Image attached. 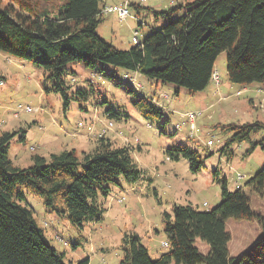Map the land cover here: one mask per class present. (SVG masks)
<instances>
[{
  "label": "trees",
  "instance_id": "trees-1",
  "mask_svg": "<svg viewBox=\"0 0 264 264\" xmlns=\"http://www.w3.org/2000/svg\"><path fill=\"white\" fill-rule=\"evenodd\" d=\"M134 6L139 7L132 4L131 9ZM104 7L102 0H64L57 16L51 17L48 13H18L13 6L1 9L0 0V52L44 70L53 83L47 92L59 93L66 110L72 101L89 102L92 97L96 107L109 106L104 115L118 122L127 118L111 105L107 93L98 90L95 81L90 80L87 87L66 82L71 66L97 70L100 78L115 86L123 84L126 74L133 77L131 73H136L150 83L175 86L176 95L181 88L194 94L213 83L217 59L226 53L231 83L264 86V0H196L160 11L143 8L154 14L158 25L128 50L117 49L98 34L106 16L102 14ZM179 10L184 14L177 18ZM138 21L141 26V18ZM142 90L137 91L132 83L128 87L133 105L145 117H163L165 108ZM221 127L226 136L231 135L221 156L232 158L230 145L251 142L253 135L264 130V123ZM26 135L24 129L0 135V264H67L65 253L52 245L38 224L29 197L40 198L47 213L81 231L87 224L102 220L107 212L104 200L111 195L112 186L119 185L120 179L137 184L144 171L133 158L132 148L115 146L108 137L100 138L96 148L82 156L75 149L49 157L34 154L33 165L20 168L9 154L15 141L26 142ZM206 146L214 155L213 146ZM257 146L264 149L262 142L253 143L252 149ZM167 157L186 159L193 173L204 165L196 150L182 144L168 148ZM244 188L264 195V168L235 191L229 190L224 179L220 203L214 208L173 205L171 213L164 214L169 247L158 259L151 257L137 234H125L119 264H264V217L253 211ZM230 219L258 221L263 230L262 236L238 256L229 251L231 235L226 224ZM197 240L209 247L208 252H201ZM80 243L71 244L76 249ZM75 264H90V258Z\"/></svg>",
  "mask_w": 264,
  "mask_h": 264
},
{
  "label": "rangeland",
  "instance_id": "rangeland-1",
  "mask_svg": "<svg viewBox=\"0 0 264 264\" xmlns=\"http://www.w3.org/2000/svg\"><path fill=\"white\" fill-rule=\"evenodd\" d=\"M168 1H173V6L169 8H174L196 0ZM63 2L64 0H1V9L13 6L18 13H48L51 17H56ZM104 3L113 4L112 0H102V5ZM139 3V0H133V4ZM147 5L148 3L143 8H147ZM142 10H131L135 18H141V26L136 19L120 21L117 16L110 15L104 17L98 34L119 50L130 49L135 32H139V37L144 40L151 34L150 28L158 25L153 13L149 15L146 10ZM181 10L177 11L175 17L184 14ZM215 70L221 78L218 91L211 84L206 90L194 94L181 88V92L176 95V87L166 85L170 88L158 91V94L169 96V99L162 101L165 115L145 117L133 105V97L127 93L132 83L130 74L125 75L121 71L126 80L122 85L115 86L107 79L100 78L97 70L86 69L83 65L69 68L65 76L68 84L87 87L90 80L95 81L98 90L107 93L111 105L124 113L128 122L121 130L131 140V146H125L120 138L116 144L113 143L115 146L135 148L132 156L143 169L144 178L137 184L120 179V184L112 186L111 195L104 200L107 212L102 220L87 224L81 231L66 220H58L47 213L40 198L29 197L38 224L45 229L52 245L59 252L65 253L67 264H75L85 258H90V264H119L122 258V238L125 234L132 233L141 238L151 257L158 259L168 250L163 246L167 242L164 214L171 213L173 205L193 204L199 210L214 208L220 203L224 179L228 182L229 190L235 191L237 186L243 187L247 180L264 168V149L262 146L252 149L253 143L262 142L264 146V130L253 135L251 142L231 144L228 150L233 153L232 158L226 154L221 156L222 148L231 137L222 132L221 125L257 121L264 123L263 85L231 83L227 76L226 53L218 57ZM47 77L44 70L31 62L0 52V122H3L0 135L3 132L26 130V142L22 144L15 141L9 154L13 164L20 168L32 166L34 154L49 157L50 152L59 154L67 145L69 148L77 147L78 155L82 156V149L92 152L98 140L104 138L98 135L103 126H96L93 115L96 111L97 123L103 124L107 119L104 113L109 106L96 107L91 97L89 102L72 101L66 110L59 93L47 92L53 84ZM137 78L143 84L142 92L148 94L150 86L147 80L138 75ZM239 91L241 96H237ZM161 95H158V99ZM24 108H31L32 112ZM15 112L19 113L18 116H15ZM189 112L200 114L196 121L195 138H190L191 127L186 118L182 117ZM91 125L92 133L88 134V127ZM109 135L114 139L117 137L113 132H109L107 137ZM136 139L140 141L139 144L135 143ZM211 141L214 155H211L206 146ZM180 144L199 153L204 162L199 172L193 173L186 159L176 161L167 157V149ZM215 171H218L217 176L214 175ZM239 175H243L240 180ZM244 189L251 199L253 211L264 217V195ZM226 227L231 235L229 251L232 256L248 250L263 234L258 221L230 219ZM78 240L81 243L75 249L71 243ZM196 245L202 253L209 250L201 240H197Z\"/></svg>",
  "mask_w": 264,
  "mask_h": 264
},
{
  "label": "built area",
  "instance_id": "built-area-1",
  "mask_svg": "<svg viewBox=\"0 0 264 264\" xmlns=\"http://www.w3.org/2000/svg\"><path fill=\"white\" fill-rule=\"evenodd\" d=\"M145 0H142V2H144ZM133 0H126L123 3H120L118 5H114V6H106L103 8L102 10V14L103 15H110V14H115L117 15V17L119 18L120 21H125L127 18H132V11H131V6ZM134 44H139L140 40H139V34L138 32L134 33L133 39H132ZM136 74L131 78L132 81V85L134 86V88L139 91L143 88V84L141 82L138 81ZM212 80L216 83L219 84V80H220V76L219 73L217 71H215L213 73L212 76ZM3 82H1L2 84ZM237 95H241V92H238ZM169 99V96H167L166 94H162L160 96V99L156 100V102L160 105L163 106L162 101ZM164 107V106H163ZM23 109H21L22 111ZM24 110L27 111H31V108H24ZM18 112H15V116H18ZM200 116V114L194 113V112H189V113H185L184 115H182L183 118H186V122L190 125L191 127V131L189 132V136L190 138H195L196 135V121L197 118ZM82 123L79 124V126L81 127ZM3 126V122H0V127ZM109 132H113L117 135L118 138H120L121 140L124 141V145L125 146H131V140L124 134V132L121 129H118V126L116 124V122L112 119H106L103 123V127L100 131V133L98 134L99 136H104L107 137V134ZM135 143L139 144L140 141L138 139L135 140ZM208 146H213V142H209L207 144ZM241 178H243L242 175H239L238 179L240 180ZM237 189L240 188V186L236 187ZM206 205V204H205ZM167 247V245H165Z\"/></svg>",
  "mask_w": 264,
  "mask_h": 264
},
{
  "label": "crops",
  "instance_id": "crops-1",
  "mask_svg": "<svg viewBox=\"0 0 264 264\" xmlns=\"http://www.w3.org/2000/svg\"><path fill=\"white\" fill-rule=\"evenodd\" d=\"M124 0H112V3L113 4H118V3H121V2H123ZM176 1H178V0H176ZM139 7H137V6H134L133 8L134 9H136V8H138L139 9V11H143L142 9H143V7H145V4H147L148 3V5H147V7H149V8H151V9H153V10H157V9H161V10H163V9H167V8H169L170 6H173V1H168V0H145L144 2H142V0H139ZM179 2V1H178ZM133 3V2H132ZM175 3V2H174ZM113 4H103V7L105 6V5H113ZM132 8V9H133ZM131 9V10H132ZM106 16H110V15H106ZM116 16V15H115ZM118 18V17H117ZM119 19V18H118ZM135 19L138 21V17L136 16V18L133 16L132 18H131V20L132 21H135ZM133 30H136L135 28H133ZM132 30V31H133ZM131 31V32H132ZM133 33V32H132ZM133 35V34H132ZM133 39V38H132ZM139 40L140 41H142V38H140L139 37ZM132 43H133V41H132ZM136 73H131V75H135ZM138 76L140 77V75L138 74ZM148 82V81H147ZM148 85L150 86V90L147 92L148 94L147 95H149V96H153L154 97V99L155 100H158V95H161L162 93H160V94H158V91H163V89L164 88H170V87H168V86H166V85H164V84H161V83H150V82H148ZM212 85H213V87L215 88V90L216 91H218L219 89H220V87H221V78H220V83L219 84H216L214 81H213V83H212ZM261 89H264V86L263 87H261ZM181 91H179V93H180ZM238 93V92H237ZM96 112V111H95ZM95 112H94V115H93V118H94V120H95V123H96V126L98 125L99 127H101V126H103V124H101V123H97V121H96V119H95ZM93 118H92V120H93ZM106 120V119H105ZM116 121V120H115ZM128 121L127 120H124V121H121V122H118V121H116V124H117V126H118V123H119V125L120 126H118V129H124V125H125V123H127ZM101 125V126H100ZM92 129H93V127H92V125L91 126H89L88 127V134L89 133H92ZM98 131V130H97ZM108 138H110L111 139V141L112 142H114L115 144L117 143V141H119L118 140V137H116L115 136V139L113 138V137H110V135L108 136ZM69 145H67V146H65L66 148H64L65 150H70V149H75V150H77V147H72V148H69L68 147ZM119 146V145H118ZM121 146H123V145H121ZM96 147V146H95ZM120 147V146H119ZM140 147H138V149H139ZM133 149H135V148H133ZM92 150H94V148L92 149ZM82 152H88L87 150H85V149H82L81 150ZM51 154H54V153H51L50 152V155ZM49 155V156H50ZM243 176V175H242ZM206 204V203H205ZM206 206V205H205ZM165 243H167V242H165Z\"/></svg>",
  "mask_w": 264,
  "mask_h": 264
},
{
  "label": "bare ground",
  "instance_id": "bare-ground-1",
  "mask_svg": "<svg viewBox=\"0 0 264 264\" xmlns=\"http://www.w3.org/2000/svg\"><path fill=\"white\" fill-rule=\"evenodd\" d=\"M165 245H167V247H166ZM163 246H165L166 248H168V247H169L168 243H164V244H163Z\"/></svg>",
  "mask_w": 264,
  "mask_h": 264
},
{
  "label": "clouds",
  "instance_id": "clouds-1",
  "mask_svg": "<svg viewBox=\"0 0 264 264\" xmlns=\"http://www.w3.org/2000/svg\"><path fill=\"white\" fill-rule=\"evenodd\" d=\"M108 119V118H107ZM115 121V120H114Z\"/></svg>",
  "mask_w": 264,
  "mask_h": 264
}]
</instances>
